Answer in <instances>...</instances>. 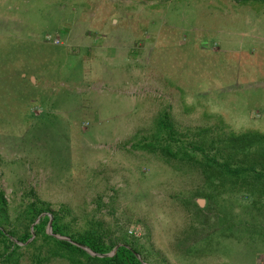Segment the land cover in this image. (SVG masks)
<instances>
[{
	"label": "rangeland",
	"instance_id": "374dc122",
	"mask_svg": "<svg viewBox=\"0 0 264 264\" xmlns=\"http://www.w3.org/2000/svg\"><path fill=\"white\" fill-rule=\"evenodd\" d=\"M164 115L186 142L264 133V0H0V229L20 246L4 262L0 236V264H76L10 235L31 202L102 224L106 242L127 234L145 264H264L259 226L218 230L228 199L204 198V155L145 147L167 137ZM250 194L235 221L264 214Z\"/></svg>",
	"mask_w": 264,
	"mask_h": 264
},
{
	"label": "trees",
	"instance_id": "16d2710c",
	"mask_svg": "<svg viewBox=\"0 0 264 264\" xmlns=\"http://www.w3.org/2000/svg\"><path fill=\"white\" fill-rule=\"evenodd\" d=\"M5 88L7 89L8 87L5 86ZM163 118L159 122V129L161 128L167 137L158 139L159 146L150 143L145 147L150 150L159 147V151L164 155L176 157L179 161L187 164H194L193 160L197 156L201 157L204 155L202 171L207 176V188H210V191L205 190L203 192L204 198L207 201L220 196L228 199V203L223 201L224 204L219 205V216L216 218L217 221L221 222V225L224 224L222 226L218 224V230L222 233L233 234L236 227L245 226L246 228L254 229L255 225H257L264 232V214L250 215L251 221H244L243 219L235 221L236 216L232 212L233 209L229 208V206L234 204L232 201L236 199L234 195L240 194L246 198L253 191H257L260 194L259 196L262 197L260 202L264 204V133L258 131L240 133L211 131L212 137H209L210 139L208 140L186 142L181 135L177 134L169 116L164 115ZM162 142L165 143L163 146H161ZM170 144H174V146L171 147ZM215 191L216 193L212 195ZM262 205L258 207L259 210L264 209ZM6 207L7 203L3 192H0V222L4 218L6 219ZM61 207L59 210H51L49 207L44 206L43 203L31 202L25 210L26 215H28V223L25 225L24 230L18 233V230L15 229L10 232V235L25 244L26 248L29 247V249L35 247L37 249V237L41 236L46 243L49 242L51 245L50 252L53 253L50 254L57 255L56 250H58L62 256H66L69 261L76 264H145L144 261L137 257L136 249L133 246L127 247L129 243L127 234L122 235V243L121 239H119L121 243L119 245L118 241L111 238V240L106 242L107 238L103 239L105 231L102 228V224L94 223L96 226H88V228L83 230L75 228L71 223L69 225L64 224L62 211L65 206ZM246 207H249L252 211L254 209L253 204H248ZM43 212L46 214L41 215ZM48 214L52 216L50 223L52 234H47L45 230L50 218ZM36 218H38V222H35ZM31 224H33L35 238H32V232L29 227ZM56 235L68 237L67 239L69 240L57 238ZM0 236L6 241L3 243L8 252V255L4 257V262L8 263L10 260L8 256L12 253H14L13 259H17L20 254L15 251V247L18 249L20 246L16 245L9 252V248L13 247L10 244L11 241L1 229ZM82 247H87L98 254L108 253L114 247L116 249L111 255L99 257L88 254ZM36 260L40 263L39 260L41 259L36 257Z\"/></svg>",
	"mask_w": 264,
	"mask_h": 264
},
{
	"label": "water",
	"instance_id": "95a60500",
	"mask_svg": "<svg viewBox=\"0 0 264 264\" xmlns=\"http://www.w3.org/2000/svg\"><path fill=\"white\" fill-rule=\"evenodd\" d=\"M200 202H202V201H200ZM51 218V217H50ZM52 219V218H51ZM50 219V220H51ZM88 252H90L92 255H99V256H102L101 254H96V253H94V252H92L90 249H86Z\"/></svg>",
	"mask_w": 264,
	"mask_h": 264
}]
</instances>
